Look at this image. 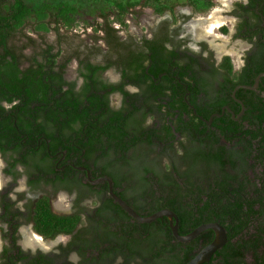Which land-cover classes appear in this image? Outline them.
I'll list each match as a JSON object with an SVG mask.
<instances>
[{
    "label": "trees",
    "instance_id": "obj_1",
    "mask_svg": "<svg viewBox=\"0 0 264 264\" xmlns=\"http://www.w3.org/2000/svg\"><path fill=\"white\" fill-rule=\"evenodd\" d=\"M109 1L125 26L126 15L142 5V0ZM193 2L197 9L210 5ZM251 2L252 7L263 4L264 13V0ZM176 4L179 0H146L144 6L163 14ZM79 12L68 2L33 6L28 0H0V152L6 158L12 154L9 171L23 165L46 174L39 164L42 153L66 151L93 169V179L111 178L115 193L140 215L173 211L182 236L203 224L223 225L228 243L205 264H264V77L257 90L237 91L245 105L238 120L223 113L225 106L236 117L241 113L233 91L254 85L264 73L263 52L240 72H234L230 57L220 73L211 63L208 77L200 79L201 69L194 65L201 60H173L169 22L152 39L122 41L105 13L95 32L105 34L107 51L98 45L72 47L60 34L50 43V24L74 30ZM31 21L41 43L30 38L17 45V35ZM28 48L30 55L24 53ZM73 59L80 60V89L65 78ZM26 61L30 65L22 69ZM110 69L119 73V81L103 78ZM220 76L221 91L211 94ZM202 91L205 95L198 96ZM115 95L120 107L112 104ZM215 114L221 116L208 124ZM85 189L96 190V208L57 215L44 198L32 214L38 233L50 240L72 236L69 243L31 255L13 240L0 256L2 264H76L70 260L74 253L78 264H187L216 238L207 230L180 242L168 217L141 223L112 199L107 183ZM6 199L4 221L20 214Z\"/></svg>",
    "mask_w": 264,
    "mask_h": 264
},
{
    "label": "flooded vegetation",
    "instance_id": "obj_2",
    "mask_svg": "<svg viewBox=\"0 0 264 264\" xmlns=\"http://www.w3.org/2000/svg\"><path fill=\"white\" fill-rule=\"evenodd\" d=\"M193 1L194 0H188L185 4V6H187L186 12L179 9L182 8V4H176L173 11L166 10L163 14H158L153 8V14L157 17V20H155L153 25H148L146 22L147 25L143 26L145 30L141 29L137 36H133L129 33L123 37L122 34H120V28L117 29L116 26H114V28L117 30L120 40L125 41L133 38L135 42L141 43L145 39H152L160 30L163 23L169 22V31L174 40L173 42L168 43L167 47L168 50L173 53V60H192L194 57L197 58V60H201L199 61V64L194 65L201 69L202 75H198V78L200 79L204 78V76L208 77V72L206 73V71L210 70L211 63H214L215 68L218 69L220 73L221 65H223V61L227 57H230L232 60L234 72L242 71V69L247 66L248 62L256 58L261 52H263L262 57L264 58V47L262 46L264 44L263 4L257 7H252L251 0H225L230 5V7H228L229 5L227 6L222 3L221 0H200L201 2H207V4L210 5L208 8L197 9ZM221 5L228 9L221 10ZM213 10H215L214 12H217L218 16H212L214 13ZM133 12L134 11L131 13ZM209 12L213 13L209 15ZM131 13L127 14L125 18L130 16ZM199 14L204 15V17L198 19L193 18ZM215 21L219 22L217 34L212 35L215 31L211 34H206L205 30L210 29L212 22L214 23ZM125 24L126 26H123L128 27L126 22ZM33 32L38 36V41L41 43L40 37L42 34L35 31V29ZM100 32L102 33L101 37H103L104 41V46L100 47L104 51H107L108 46L104 39L105 34L103 31ZM228 36L231 38L232 42L224 43L222 38ZM64 37L65 39H68V36ZM235 42H237L238 45H242L244 49L242 51L239 50L236 53L235 51L237 50L233 47ZM31 49L32 48L26 49L24 53L26 55L32 54L33 52ZM28 52L30 53L28 54ZM239 54L240 63L237 65L234 56L236 57ZM79 61L80 60L73 59L69 63L65 75L67 80L77 81V89H80L83 84V79L79 77ZM74 64H76V66H73ZM29 65V62L26 61L23 63L22 69ZM71 70L74 71L73 77L70 75ZM112 70L115 71L114 69H110L109 71ZM107 72L103 74V78L106 80H108L105 77ZM204 72L205 74H203ZM115 73L119 76L120 80L119 73H117V71H115ZM108 81L113 83L110 80ZM221 81H223L221 76L218 81L217 79L214 80L213 87L209 89L211 94L218 95L220 93ZM129 90L135 91V88L129 87ZM192 94L193 91H189L187 95L190 97ZM204 95L205 92L202 91L198 96L203 97ZM232 97L235 100L233 95ZM190 105L191 108H195L194 105ZM47 148L49 151V143ZM38 150V148L35 149V151ZM42 152H44V150ZM11 155L12 154H9L7 158L10 159ZM41 156L44 160L39 159L40 163H37L40 165L42 164L41 166H43L46 174H39L38 170L34 168L27 169L23 165H17L14 172L11 173L9 171L10 163L8 162V159L0 152V177H2L3 180V185H0V256L5 247L9 246L13 240H17V245L21 251L36 255L38 252L44 254L53 252L60 245H66L72 239V236L62 234L55 239L50 240L35 230V223L32 219V214H34L36 205L41 199L46 198L51 211L57 215H73L82 207L87 210L97 207L96 190L93 189V191L90 192V190L85 189L88 184H91L88 181V173L85 170L78 169V167L87 168L93 178L92 168L79 164V160L75 155L70 156L68 152L63 150L54 155L47 154V156H44L42 153ZM37 157L38 156H36V158ZM4 198H7L10 203L13 204V209L20 212L17 218H10L6 221L1 218L5 215ZM10 222H13L11 223L12 225ZM13 224L14 227L15 225L17 226L16 230L15 228L13 230ZM31 233L32 238L37 241L38 239L35 237V234L40 238L42 237L45 242L52 241L56 242V244H54L50 251L47 248L48 246L29 245L30 242H28V240L31 241ZM73 255L77 257V261L71 259ZM70 260L78 264L80 257L74 253L70 256ZM0 264H2L1 257Z\"/></svg>",
    "mask_w": 264,
    "mask_h": 264
},
{
    "label": "rangeland",
    "instance_id": "obj_3",
    "mask_svg": "<svg viewBox=\"0 0 264 264\" xmlns=\"http://www.w3.org/2000/svg\"><path fill=\"white\" fill-rule=\"evenodd\" d=\"M45 1H49L50 3H61V2H68L71 3L73 5H76L79 7L80 12L77 16V25L75 27L74 30H69L66 29L62 24L57 25L56 23H51L50 25L52 26L51 28L52 31H50L46 37L48 39V41L50 43H56L59 39V35L62 36H68V44L72 47L75 46H85V45H98V46H104V41H103V37L101 32H98L96 34L95 32V28L96 26H99V24H102L104 22V16L103 13L106 14V16L109 17L110 22H112L113 26H117L120 28V34H122L123 37H125L126 35H128L129 33L132 34L133 36H137V34L139 33V31H141V29L145 30V28H143L144 25H147L146 22L148 23V25L150 24H154L155 20H157V17L154 16L153 14V8L150 6H144V4L146 3V0H142V5L137 7L136 9H134L133 13H131L130 16H128L127 18H125V22L127 23L128 27H124L123 25H121V23L119 21H117V13H115L112 9V5L111 2L109 0H28L29 4L33 5V6H40L43 2ZM173 1H178V0H173ZM188 0H179V4H182V8L181 11L186 12L187 6H185V4L187 3ZM229 1V0H227ZM222 3L226 4L227 6L229 5L228 2H226L225 0H221ZM230 7V5L228 6ZM218 9V8H216ZM222 9H228V8H224L221 5V10ZM215 10H213L214 12ZM213 12H209V15H211V13ZM213 15H217V12H214L212 14ZM200 17H204V15L199 14L197 16H194L193 18H200ZM52 18H49L47 21L48 22H52L51 20ZM225 25V24H224ZM57 26V27H56ZM35 23L33 21L29 22L24 28L23 30L17 35L16 39H15V43L19 46H22L24 44H27L30 42V40H35L37 42H39L38 40V36L33 32V30L35 29ZM56 28V29H55ZM216 30L212 35H216L217 34ZM98 36V37H96ZM31 38V39H30ZM97 38V39H96ZM222 40L224 41V43H231V38L228 36L226 38H222ZM222 43V42H221ZM234 48H236L237 51H235L236 53L239 50H243L244 48L242 47V45H238L237 42L234 43L233 45ZM63 48L66 49L67 45L63 44ZM105 48V47H103ZM33 52V49H31ZM30 52H28L29 54ZM242 53V52H239ZM235 59V63L238 65L240 63V54L238 56H234ZM73 66H76V64H74ZM71 77H73L74 75V71L71 70ZM105 77L112 81V82H117L119 80V76L115 73V71H108L105 74ZM112 104L116 107H119L121 105V98L119 95H115L112 98ZM2 180V177H1ZM1 186L3 185V180L1 181ZM35 233V232H32ZM32 233L30 235V240H28V242H30L29 245H40V246H44L47 247L48 250L50 251L51 248L54 246V244H56V242H52V241H48L45 242L43 239H41L42 242H38L36 239L32 238ZM34 237V236H33ZM42 238V237H41ZM1 248V245H0ZM71 259L73 261H77V257L76 256H72Z\"/></svg>",
    "mask_w": 264,
    "mask_h": 264
},
{
    "label": "water",
    "instance_id": "obj_4",
    "mask_svg": "<svg viewBox=\"0 0 264 264\" xmlns=\"http://www.w3.org/2000/svg\"><path fill=\"white\" fill-rule=\"evenodd\" d=\"M264 77V73L260 74L257 76L255 80V84L250 86V85H240L235 88L233 91V96L235 100L242 105V111L239 114L238 117L235 116V114L230 110L229 107L223 108V113H225L227 110L232 113L233 117L235 120H238L244 113L245 111V105L244 103L236 98V93L239 89H246V90H257L260 86V81ZM196 115L197 112L194 111ZM220 117L221 114H215L212 116L211 120L206 121L203 117H201L202 120L206 121L208 124H211L213 122L214 117ZM79 170H85L88 173V181L91 184H101V183H107L109 187V195L112 197V199L118 203L123 210H125L132 218L135 220L141 222V223H152L158 219L168 217L171 221V228L174 237L176 240L183 242V243H188L196 239L198 236H200L203 232L207 230H214L216 232V238L215 240L203 248L196 256L193 258L189 263L187 264H205L211 261L212 257L220 250L222 249L227 243H228V234L223 225H221L218 222H211L207 224H203L196 228L193 232L186 236H182L179 233V219L178 216L171 210L169 209H163L159 212H156L155 214L149 216V217H144L140 215L133 207H131L126 201H124L120 196H118L115 191H114V184L111 178L109 177H101L97 179H93L91 176L90 171L85 168V167H78ZM175 220V223H174Z\"/></svg>",
    "mask_w": 264,
    "mask_h": 264
},
{
    "label": "bare ground",
    "instance_id": "obj_5",
    "mask_svg": "<svg viewBox=\"0 0 264 264\" xmlns=\"http://www.w3.org/2000/svg\"><path fill=\"white\" fill-rule=\"evenodd\" d=\"M214 17V16H213ZM211 25V24H210ZM221 25H222V22H221ZM219 26V22L218 21H215L214 23L212 22V26H210V29L208 30H205L206 34H211L212 32L216 31L217 28ZM206 29V28H205ZM1 177H0V184H1ZM34 236V235H33ZM35 237L38 239L39 242H42L41 239L38 235L35 234Z\"/></svg>",
    "mask_w": 264,
    "mask_h": 264
},
{
    "label": "built area",
    "instance_id": "obj_6",
    "mask_svg": "<svg viewBox=\"0 0 264 264\" xmlns=\"http://www.w3.org/2000/svg\"><path fill=\"white\" fill-rule=\"evenodd\" d=\"M117 29H119V27L116 26Z\"/></svg>",
    "mask_w": 264,
    "mask_h": 264
}]
</instances>
